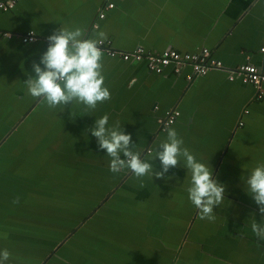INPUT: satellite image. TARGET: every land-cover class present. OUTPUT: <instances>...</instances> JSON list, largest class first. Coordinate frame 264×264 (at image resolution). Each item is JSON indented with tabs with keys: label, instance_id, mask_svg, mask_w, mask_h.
Returning <instances> with one entry per match:
<instances>
[{
	"label": "crops",
	"instance_id": "0c3cea01",
	"mask_svg": "<svg viewBox=\"0 0 264 264\" xmlns=\"http://www.w3.org/2000/svg\"><path fill=\"white\" fill-rule=\"evenodd\" d=\"M107 1L114 7L98 20ZM60 27H79L85 38L104 32L103 41L119 52L206 48L222 67L188 82L189 69L154 74L144 61L102 52L110 99L86 114L75 104L50 109L24 81ZM0 31L38 37L33 44L0 39V250L11 254L6 264H264V241L258 247L251 230L261 215L243 181L264 163V97L228 80L239 65L263 60L264 0H21L0 13ZM172 110L180 115L169 128L225 185L214 221L201 219L189 201L183 160L163 179L112 173L110 157L88 131L107 114L109 126L119 121L133 151L159 171L153 149L167 139L159 122ZM13 126L14 139L5 141V128Z\"/></svg>",
	"mask_w": 264,
	"mask_h": 264
},
{
	"label": "clouds",
	"instance_id": "9594fccd",
	"mask_svg": "<svg viewBox=\"0 0 264 264\" xmlns=\"http://www.w3.org/2000/svg\"><path fill=\"white\" fill-rule=\"evenodd\" d=\"M106 33L99 32L97 38H85L82 29L60 27L47 37L48 46L40 56L39 62H33L34 75H28L24 81L28 93L33 98L46 101L50 109L63 108L68 104L82 107L83 113L95 110L98 103L110 99V91L104 85L102 74V51L99 47ZM84 115V114H82ZM107 114L95 120L88 129L96 138L98 149L106 150L110 157L109 171L117 173L128 170L137 179L145 176L163 179L171 168L183 160V167L190 177L186 188L189 201L199 210L200 218L214 221V207L225 199V185L213 176L211 166L202 163L184 147V141L178 137L175 129H167V139L153 149V160L160 161L161 170L156 171L152 163L141 158L140 152L133 151L131 134L121 129L119 121L109 126ZM247 194L258 206L260 222L253 220L251 230L258 238L257 246L264 241V163L251 169L243 180ZM19 202V198L13 201ZM7 249L0 250V264H6L10 258Z\"/></svg>",
	"mask_w": 264,
	"mask_h": 264
},
{
	"label": "built area",
	"instance_id": "2783aa9c",
	"mask_svg": "<svg viewBox=\"0 0 264 264\" xmlns=\"http://www.w3.org/2000/svg\"><path fill=\"white\" fill-rule=\"evenodd\" d=\"M21 0H0V13L11 11ZM114 7L113 2L107 1L98 15V20L105 18V12ZM97 24L93 25L97 28ZM17 38L22 44H33L38 41V37L33 32H26L25 34H14L7 31H0V39L12 40ZM101 51L106 53L110 58H120L128 62H145L149 72L154 74H161L166 68H171L175 75H180L183 70L189 69L190 73L185 76V80L190 82L194 77L205 76L210 70L220 69L222 64L220 61L211 57L208 49L203 48L196 53H179L176 50L168 49L160 53H149L142 48H136L128 52H119L110 46L109 41H103L99 45ZM263 60L260 65H253L251 63H243L234 70L229 71L228 80H240L241 83L251 85L258 90L257 99L262 100L264 97V45L259 48ZM248 111L245 110L244 114ZM180 113L177 110L168 111L165 117L160 120V130L166 131L172 126ZM239 125H242L240 123ZM147 153H150L147 150Z\"/></svg>",
	"mask_w": 264,
	"mask_h": 264
},
{
	"label": "rangeland",
	"instance_id": "374dc122",
	"mask_svg": "<svg viewBox=\"0 0 264 264\" xmlns=\"http://www.w3.org/2000/svg\"><path fill=\"white\" fill-rule=\"evenodd\" d=\"M0 129H1V128H0ZM15 129H16L15 126L5 128L3 139H5V141H6V140L10 141L11 139H14V135H13L14 133H13V131H14ZM3 139H2V140H3ZM60 146H61V144H58V143H54V144H53V148H54V149H57V148L60 147ZM82 147L85 148L84 145H83ZM65 150L69 153V156H70L71 151L69 150V148L65 146ZM86 152H87V150H86ZM13 159H14L13 162H20V161H16L17 158H16V159L13 158ZM79 161H80L79 159L76 160L75 164H76V163H79Z\"/></svg>",
	"mask_w": 264,
	"mask_h": 264
},
{
	"label": "water",
	"instance_id": "95a60500",
	"mask_svg": "<svg viewBox=\"0 0 264 264\" xmlns=\"http://www.w3.org/2000/svg\"><path fill=\"white\" fill-rule=\"evenodd\" d=\"M1 40L10 41V40H6V39H1ZM12 40H13V39H12ZM111 48L114 49L113 47H111ZM114 50H115V49H114ZM126 52H128V51H126ZM152 53H157V52H152ZM158 53H160V52H158ZM104 55H106V53H104ZM106 56H107V55H106ZM108 57H109V56H108ZM116 58H117V57H116ZM117 59L121 60L120 58H117ZM122 61H123V60H122ZM123 62H125V61H123ZM128 62H129V61H128ZM133 62H134V61H133ZM13 135H15V134H13ZM85 147H86L87 149H89V150L91 149L90 146H88V145L85 146Z\"/></svg>",
	"mask_w": 264,
	"mask_h": 264
}]
</instances>
